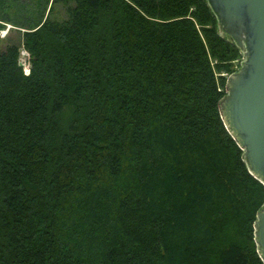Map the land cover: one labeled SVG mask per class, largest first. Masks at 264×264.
Returning a JSON list of instances; mask_svg holds the SVG:
<instances>
[{"label": "trees", "instance_id": "1", "mask_svg": "<svg viewBox=\"0 0 264 264\" xmlns=\"http://www.w3.org/2000/svg\"><path fill=\"white\" fill-rule=\"evenodd\" d=\"M21 44L27 74L0 46V264H264V185L219 110L242 53L206 0H52Z\"/></svg>", "mask_w": 264, "mask_h": 264}, {"label": "water", "instance_id": "2", "mask_svg": "<svg viewBox=\"0 0 264 264\" xmlns=\"http://www.w3.org/2000/svg\"><path fill=\"white\" fill-rule=\"evenodd\" d=\"M206 1L221 35L242 53L240 66L227 76L220 116L243 150L248 171L264 185V0ZM253 228L257 253L264 263V204Z\"/></svg>", "mask_w": 264, "mask_h": 264}, {"label": "rangeland", "instance_id": "3", "mask_svg": "<svg viewBox=\"0 0 264 264\" xmlns=\"http://www.w3.org/2000/svg\"><path fill=\"white\" fill-rule=\"evenodd\" d=\"M51 1L0 0V46L4 47L8 43L18 45L20 49L18 62L22 69L29 64V54L22 47L21 33L48 15ZM50 15L52 19L58 21L65 19L63 5L55 4ZM240 61L235 63V69L239 67Z\"/></svg>", "mask_w": 264, "mask_h": 264}, {"label": "built area", "instance_id": "4", "mask_svg": "<svg viewBox=\"0 0 264 264\" xmlns=\"http://www.w3.org/2000/svg\"><path fill=\"white\" fill-rule=\"evenodd\" d=\"M23 70H24V73L27 74L29 72V64L28 66H24Z\"/></svg>", "mask_w": 264, "mask_h": 264}]
</instances>
